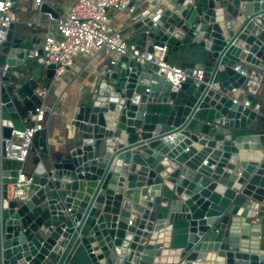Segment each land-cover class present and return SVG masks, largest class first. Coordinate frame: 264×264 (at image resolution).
<instances>
[{
    "label": "water",
    "instance_id": "95a60500",
    "mask_svg": "<svg viewBox=\"0 0 264 264\" xmlns=\"http://www.w3.org/2000/svg\"><path fill=\"white\" fill-rule=\"evenodd\" d=\"M129 28L130 42L167 46L203 82L174 86L127 56L104 63L66 142L51 145L49 125L34 133L25 201L8 197L22 163L0 157V264H264V116L253 109L264 0H156ZM34 34L11 23L0 44L4 139L59 103L38 96L56 65L34 56Z\"/></svg>",
    "mask_w": 264,
    "mask_h": 264
},
{
    "label": "built area",
    "instance_id": "2783aa9c",
    "mask_svg": "<svg viewBox=\"0 0 264 264\" xmlns=\"http://www.w3.org/2000/svg\"><path fill=\"white\" fill-rule=\"evenodd\" d=\"M135 1L75 0L68 13L57 20L56 33L49 31L45 34L43 55L39 56L35 52L34 56L42 65H56L53 78L56 82L62 80L79 56L95 58L102 53L117 60L127 56L141 65H151L159 76L174 86H179L188 78H192L197 85L203 82L202 70H193L188 74L181 66L169 62L167 46L156 45L152 51L149 47H139L136 43L127 41L122 32L112 25L110 18L112 12H124L134 18L149 12L144 10L139 13ZM45 2L46 0H34L35 9ZM161 12V9L154 12V22L160 18ZM17 21L14 2L0 0V44L5 41L9 25ZM42 86L43 88L38 90V96L45 100L49 91L45 84ZM234 101L237 102L236 99ZM242 104L248 107L250 102L244 98ZM253 109L259 112L260 105L256 104ZM25 122L24 131L13 130L9 138L0 137V157L4 161L22 163V167L18 169L16 184L10 185L8 190V197L19 202L25 201L31 183L24 166L31 154L34 133L45 129L46 112L37 108L35 114L25 118Z\"/></svg>",
    "mask_w": 264,
    "mask_h": 264
},
{
    "label": "crops",
    "instance_id": "0c3cea01",
    "mask_svg": "<svg viewBox=\"0 0 264 264\" xmlns=\"http://www.w3.org/2000/svg\"><path fill=\"white\" fill-rule=\"evenodd\" d=\"M74 1L46 0L45 4L50 6L56 14V17L52 18L49 14L41 13L39 11L40 7L35 9L34 0H18L14 4V10L18 17V21L14 23L15 35H19L22 30L31 32L35 29L36 34L33 36L43 41L47 32L56 33L57 20L68 13ZM155 5L156 0L135 1V6L139 13L144 10H150ZM110 18L112 25L122 32L127 41H130L133 32L129 27L134 17L124 12H112ZM112 60L119 61L113 56H106L103 53L95 58L79 56L75 59L74 65L63 76L61 81L56 82L53 80L50 86L47 85L46 81H43L45 88L49 91L48 96L44 100V105L47 108H53L59 100L54 113L52 115L46 114L45 128L49 125V142L51 145H60L66 142L68 132L70 131L69 121L73 108L83 93L87 92L90 86H92L99 68L104 63H109ZM168 60L172 64L180 66L179 61L174 56L169 57ZM256 97L260 105L259 113L264 116V89H260ZM30 116L31 114H28L26 117L30 118ZM30 167L31 164L27 163L24 171L27 172ZM237 227L242 228L240 224H237ZM245 237L249 239V233Z\"/></svg>",
    "mask_w": 264,
    "mask_h": 264
}]
</instances>
